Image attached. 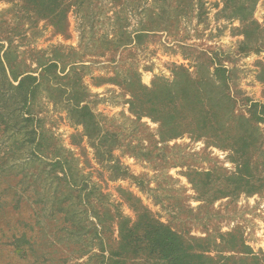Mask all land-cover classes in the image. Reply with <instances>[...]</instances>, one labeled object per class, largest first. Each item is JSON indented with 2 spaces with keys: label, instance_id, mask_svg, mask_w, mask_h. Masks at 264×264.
<instances>
[{
  "label": "rangeland",
  "instance_id": "obj_1",
  "mask_svg": "<svg viewBox=\"0 0 264 264\" xmlns=\"http://www.w3.org/2000/svg\"><path fill=\"white\" fill-rule=\"evenodd\" d=\"M162 4L92 0L85 10L71 8L62 32L27 14L19 0H0V61L6 66L4 73L0 66V264H110L120 221L135 220L145 208L185 239L208 237L210 255L222 250L217 264H264V123L247 119L252 102L264 104V0L248 19L233 15L224 0ZM152 13L153 30L141 42L100 46L103 36L118 41L123 31L149 25ZM51 59H61L57 70L44 69ZM219 64L227 69L225 85L214 75ZM72 65L79 68L70 82L82 76L84 103L97 115L94 138L69 114V95L56 89ZM180 66L211 81L208 97L215 93L223 105L232 103L234 114L223 119L230 136L248 131L256 137L249 155L263 184L258 191L214 199L221 177L237 170L238 153L228 146L235 144L196 133L162 141L159 123L132 106L131 82L167 85ZM11 71L41 82L31 106L39 117L36 132L34 123H15L25 109L16 104ZM243 112L242 120L237 115ZM56 159L62 164L53 166ZM116 161L127 171L117 172ZM62 165L77 184L72 191L73 182L55 175ZM210 169L218 179L201 195L188 174ZM66 212L75 218L65 220ZM231 233L244 241L237 256L250 259H225L235 254Z\"/></svg>",
  "mask_w": 264,
  "mask_h": 264
},
{
  "label": "trees",
  "instance_id": "obj_2",
  "mask_svg": "<svg viewBox=\"0 0 264 264\" xmlns=\"http://www.w3.org/2000/svg\"><path fill=\"white\" fill-rule=\"evenodd\" d=\"M19 1L24 6L27 14L33 15L35 19L49 20L57 30L64 32L65 27L69 23L68 14L71 8L75 7L76 10L81 8L85 10V6L91 3L92 0ZM159 1L163 3L161 6L165 7L167 0ZM224 1L226 9L233 10V15L241 19H248L258 0ZM153 14H150L148 18L151 22L149 25L141 27V29H138L133 34L123 31L118 41L109 40V38L103 36L105 40L100 46L105 44L106 46L110 45V49H118L121 46L132 44L134 41L141 42L143 37L148 34V30H153L151 21L155 16ZM48 61L44 65V69L46 68L47 70H57L59 64H61V59H51ZM0 66L4 73L6 66L3 61H0ZM78 68L77 65H72L66 75L60 76L62 81L63 79L66 80L65 82L63 81L62 85L56 87V89L60 90L61 94L67 93L69 95V98H67L69 114L77 124L83 126L85 135L94 138V134L98 130L96 127V123H98L97 115L92 111L88 102L84 103L87 94L85 87L82 88V76L76 74L74 75L75 82H70L71 75L73 72L76 73V69ZM226 70L225 66L219 64L214 71L215 77L223 85H225L227 80ZM10 74L12 77L15 76V81H18L17 85L11 84L17 94L16 104L20 105V108L25 109L23 115H16L15 123L18 124L20 121V124L22 122L34 123L31 131L36 132L35 121L39 117L33 112L31 106L34 103L41 82H38L37 76L32 74L23 75L22 73H16V71H11ZM20 76L22 78L18 80ZM210 84L211 81L204 79L199 71H196V75H193L186 67L180 66L175 73L174 80L167 85H159L156 82L153 87H147L138 80L131 82L129 85L132 87L131 93L134 98L131 100V103L136 112L139 114L146 112L154 121L159 123V134L162 141L178 138L185 134L191 135L196 133L197 137H209L212 142L223 141L235 144L228 146L238 153V159L235 158L237 160V170L230 175H223L221 177L220 185H217L218 187L214 189L217 192L214 199L240 194L241 192H256L263 186L262 183L257 184L254 175L257 167L253 166L254 163L250 160L251 156L249 155L252 145L254 146L256 142V137L252 136V133L248 131H235L234 137L230 136V131L225 130L223 119L228 112L234 114V106H232L231 102L228 105H223L221 99H218L215 93L213 97H208L206 94L210 93L208 88ZM219 87L221 86H217V89ZM3 107L5 108V106ZM248 111L250 112V117H247L248 120L264 123V104L252 102L249 105ZM140 116L138 117L140 118ZM237 116L242 120L246 118L245 112ZM242 127V125L237 124L236 129L240 130ZM39 147L37 146L33 149ZM36 151H31V153L37 155ZM60 163L62 164V159H56L53 166ZM113 167L117 168V172L124 173L127 171L117 161L113 163ZM56 172L55 175L59 178L63 179L64 177L66 181L73 182L72 188H69V190L72 191L73 187L77 186L71 176V169L69 167L64 168L62 165L60 171L57 170ZM188 178L194 184V188L198 192L202 191L200 194L203 195L211 189L207 184L210 182L216 184L215 179H218V176H215V172L211 169L206 171L194 170L189 172ZM86 196L89 197V193ZM86 196L85 198L87 199ZM67 213L65 220H70V217H74L71 213V216L68 217ZM136 214L137 218L135 220L126 217L120 221L118 228L119 242L118 246L110 253V257L108 258L110 264H217L220 262L222 250H217V257L210 255L209 253L212 252L213 247H211L208 237H190L189 239H185L184 236L175 231L167 223L158 219L148 208L140 210L139 214L137 211ZM229 235L228 243L235 254L225 257V259L232 261L236 259H243L242 261L250 259L248 256H237L238 253L243 252L244 241L242 237L236 233ZM217 247L220 246L214 245V248ZM244 252L251 253L250 251Z\"/></svg>",
  "mask_w": 264,
  "mask_h": 264
}]
</instances>
